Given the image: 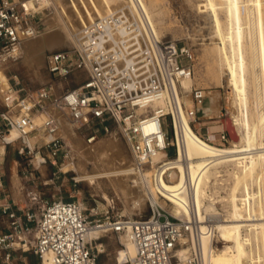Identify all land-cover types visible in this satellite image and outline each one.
Wrapping results in <instances>:
<instances>
[{
	"label": "built area",
	"instance_id": "obj_1",
	"mask_svg": "<svg viewBox=\"0 0 264 264\" xmlns=\"http://www.w3.org/2000/svg\"><path fill=\"white\" fill-rule=\"evenodd\" d=\"M33 14L19 1L0 0L2 62L17 60L21 42L37 35ZM191 62L188 49L158 38L150 29L147 33L140 27V20L124 8L97 17L82 27L74 48L47 57L50 83L32 91L21 87L5 90L0 141L3 147L20 143L18 155L35 153L42 157L41 165L48 162L55 166L51 158L68 156L59 121L50 110L55 107L65 110L69 121L78 129L87 131L88 144L99 134H111L113 125L124 139L135 166L141 171L149 169L154 182L165 177V173L160 165L153 163V158L160 153L167 157L169 148L175 147L174 121L181 105L192 126L206 96L201 89L186 91L182 87V80L192 77ZM72 76L80 78L74 88L53 82ZM188 96L190 108H186L183 100L179 102V98ZM42 114L46 116L38 124L36 117ZM11 131L17 133V138L8 141L6 136ZM40 134L47 141L31 149L28 141L37 144ZM199 136L211 143L208 136ZM217 136V146H224L230 140L222 126ZM42 148L48 155L41 154ZM225 169L220 167L221 176L209 184L206 190L209 201L217 202L224 197L215 188L229 184ZM4 189L0 174V216L8 220V233H0L2 264H11V253L16 250L35 256L36 264H42L45 256L50 257L51 264H98V256L104 252L102 243L97 244L100 238L107 233L118 238L128 229L134 256L119 261L117 255L115 264H201L199 253L192 247L184 258L178 256V250L187 245L188 236L196 231L193 208H190L191 221L175 219L165 209L150 203V215L135 220L113 211L88 215L77 202L62 198L46 202L36 211L33 205L38 197L32 195L17 214L13 202L4 198ZM212 216L217 217L207 216L204 222L209 229L214 223ZM92 228L99 233L97 239L88 236ZM15 240L20 243L17 249L13 247Z\"/></svg>",
	"mask_w": 264,
	"mask_h": 264
},
{
	"label": "bare ground",
	"instance_id": "obj_2",
	"mask_svg": "<svg viewBox=\"0 0 264 264\" xmlns=\"http://www.w3.org/2000/svg\"><path fill=\"white\" fill-rule=\"evenodd\" d=\"M224 1H227L226 8L230 14L225 33L222 32L214 0H206V6L211 11V18L219 40L217 51L218 77L223 75L226 80V93L224 94V99L221 100H223V107L227 112L226 116L229 118L236 136L235 140H230L228 147H217L215 144L206 142L198 133H194L186 112L181 105L178 111V119L174 121L173 145L176 148L175 157L168 158L165 153H160L153 158V163L157 166L160 165L161 170L165 173V177L156 178L153 182L150 170L141 171L134 166L135 164L129 163L124 155V148L116 136L110 140H102V142L93 146H87L81 138L75 135L65 114L58 108H51V113L59 121L60 135L64 137L70 152L84 156L87 160L96 159L97 161H92V167L90 165L93 172L96 170L94 173H88L86 164L81 163L82 161L74 165V169L77 172L76 182L89 184L105 182L109 186L112 185L113 189L118 193L117 195L120 194L125 203L129 202L127 209L131 213L136 210L141 211L144 201L148 199L152 205H158L165 209L173 218L192 221L193 217L190 208H193L196 231L193 230L191 232L190 238L192 248L199 253L201 264H246V262H257L261 260L260 253L258 251L255 256L252 242L254 244L256 242L258 245L263 240L261 232L256 230L258 226L264 227V212L257 214V196L253 185L257 173L264 171V148L258 146L252 139L248 115V68L246 65L247 49L243 46V20L245 17L248 19L249 28L247 31H249L248 35L252 38L256 21L259 23L262 14H264V1L246 0V2L244 1L246 5H243L244 2L241 0ZM19 2L27 10L41 9L35 8L32 5L33 2H27L26 0ZM42 2L43 5L46 4L45 0ZM50 3L54 5V11L56 9L57 12L55 14L57 16L52 18L49 27H56L57 29H51L45 34L25 39L19 46L26 63H30L37 68L36 70L42 65L46 50L50 51L54 48L69 46L71 43L77 45V35L84 25L97 17H103L119 9H126L130 16L140 20L142 29L147 33L150 29L157 36L154 19L157 11L148 9L143 0H51ZM251 5L252 7L247 12H244L243 8ZM255 14L256 17L254 16ZM263 39L264 36H259L260 44ZM249 47L250 50H254L252 42ZM251 60L254 63L253 65H255L256 58L254 55ZM190 82L191 78L183 79L181 82L182 87L190 86ZM7 89H10V85L4 73V68L1 67L0 95H2V98ZM189 90L190 87L186 89V91ZM207 95L209 105L199 108L200 117L218 116L221 109L219 94L217 92H208ZM167 96L170 97V93H167ZM256 99L258 102L257 95ZM182 100L186 106L184 98H179L180 103ZM157 104L164 107L163 102ZM63 111L67 114L65 110ZM45 116V114L37 116L36 122L39 124ZM73 126L77 129L74 124ZM263 130L264 116L259 120L257 126L259 134ZM38 136L42 140L44 137L45 141H47L46 136L42 134ZM16 138L17 133L15 131H11L10 135L6 136L8 141H13ZM45 141L39 142L41 144ZM28 142L31 149L39 146L37 144L34 146L35 143L31 139ZM39 157L41 165L42 157ZM223 166L226 167L224 172L230 182L226 189V196L222 198L229 205L224 210V214L221 215L216 210L215 202L209 201L206 190L213 179L221 176L219 168ZM234 181H236L237 186L231 190L230 188L233 186ZM233 191H237L240 197L237 198ZM203 201L208 204L204 205ZM211 215L222 217L215 220L212 224V229H209L203 223L207 219L206 217ZM217 221L220 222L217 223ZM246 227L250 228V233L242 236L240 229ZM215 232L220 234L223 237L222 242L226 243L221 249L213 248L212 237ZM97 235H99L98 231L93 228L88 234L91 239H97ZM120 238L125 246L129 260L135 253L134 246L130 241L129 229L120 234ZM18 247H20V243ZM182 248L178 250L180 258H184L190 249V247H187V249ZM42 264H51L50 257L45 256Z\"/></svg>",
	"mask_w": 264,
	"mask_h": 264
},
{
	"label": "rangeland",
	"instance_id": "obj_3",
	"mask_svg": "<svg viewBox=\"0 0 264 264\" xmlns=\"http://www.w3.org/2000/svg\"><path fill=\"white\" fill-rule=\"evenodd\" d=\"M26 1L33 2L32 5H34L35 8H41L32 10L34 12L32 23L36 28L37 35L45 34L51 29H57L56 27H49L51 25L52 18L57 16V14H55V12H57L56 9L54 11V5L50 3L51 0H45L46 4L44 5L42 2L43 0ZM143 1L147 5L148 9L157 11V15L154 16V19L156 23L155 28L158 38L164 41L173 42L178 47H185L190 51L192 55V62L190 63V65L192 66L193 74L191 77L190 86L187 85L184 87V89L186 90L188 89V87H190V89L196 88L203 90L206 96L203 101L202 107H207L209 105L207 95L208 92H217L219 94L221 104L219 115L205 118H195V120L192 122L191 127L194 133H198L203 137L208 136L211 144H215V146H217V144H219L217 135L222 126L221 120L226 116L227 113L225 108L223 107V100H221L225 97L224 94L226 93V80L225 76L223 75L218 77L217 51L219 40L214 22L211 18V11L209 7L206 6V0ZM241 1L246 2V0ZM245 2L243 3V5H246ZM250 3L252 4V2ZM214 6L218 14L222 32L225 33L228 27V22L230 20V14L228 13V10L226 8L227 1L214 0ZM250 7H252V5L249 7L245 6V8H243L244 12H247ZM254 16L256 17V14ZM245 19L246 17L243 20V46L247 49L246 65L248 68V115L251 124L252 139L258 146L264 148V130L261 131L260 134L257 131L259 120H261V118L264 116V39L261 40V44L259 43V36H264V14H262L259 23H257L256 21L252 38L250 37V35H248L249 31H247L249 28V21L248 19ZM251 42L254 45L253 51L250 50L249 47ZM74 47L75 44L71 43V45L69 46L54 48L50 51L46 50L43 56V63L42 65H40L38 70H36L37 68L33 67L30 63H26V60L23 58L22 51L20 52V57L15 61L6 60L2 62L0 60V64H2L0 65V68H4V73L8 78L10 88L16 89L21 87L26 91L36 90L51 82V78L47 72L46 67L47 57L51 53L70 50ZM253 55L256 58L255 65H253L254 63L251 60V57ZM79 81L80 78L78 76H72L67 80H56L53 82L57 86L62 85L67 88H74ZM256 95L258 97V102L256 99ZM187 98L189 99V102ZM184 100L187 104L186 108H190L192 106L190 97H185ZM2 111H4V103L2 95H0V112ZM61 111L68 119L67 114L63 110ZM69 124L73 129L75 135L81 138V140L85 144H87V146H93L99 142H102V140H110L111 138L116 136L120 140L124 148L125 157L130 164L134 165V161L130 156L124 139L113 125H111V134H99L93 143L88 144L86 142L87 131L84 129H76L70 121ZM168 132L170 138L171 132L169 129ZM37 138L40 139V142L45 141L44 137L43 140L39 136ZM62 138L66 147L68 148V156L63 157V155H59L55 159L51 158V161L56 162L55 166L50 165V163L48 162L46 165H40V157L37 154L35 155V153H33L31 156L18 155L17 151L20 147V143L2 147L3 144L0 141V156L2 160V168L6 175L5 177L9 181V184L12 178H15L13 179L14 183L16 182L15 186L16 188L21 189V193H23V195L27 193L29 197L32 195L40 197L39 206L44 202H51L62 198L64 200H73L77 202L82 210L88 215L94 212L103 215L106 211L110 213L111 211H113L114 213H118L122 216L135 220L146 219L150 215V201L148 199L144 201L141 211L136 210L134 211V213H131L127 209L129 202L125 203L123 197L120 194L117 195L118 193L113 189L112 185L109 186L105 182H100L98 184L76 182L77 172L74 169V165H77L82 161L81 163H83L84 165L86 164V171L88 173H92L93 170L90 168V165L92 167V161H96V159L87 160V158H84V156L80 155V157L77 153L76 155L75 152H70V149L67 146V143L65 142L63 136ZM40 142L37 143V145H41L42 143L40 144ZM229 142L225 143L224 146L217 147H228L230 145ZM35 145L36 144H34V146ZM40 152L41 154L48 155V152L44 148L40 149ZM167 157H175V147L169 148ZM94 172H96V170H94ZM226 179L230 181L228 177H226ZM235 186H237L236 181H234V184L230 189L232 190V188H234ZM227 187L228 185L216 187V193H220L221 196H226ZM253 187L254 192L257 196V214H260L264 212V171H260L257 173V175L255 176ZM231 190L230 192H232ZM233 193L237 198L240 197V194L237 191H233ZM204 203L205 202L203 201V204ZM207 204L208 203H205L204 205ZM228 205V202L225 203L223 199L215 202V206L217 208L216 210L221 215L224 214V210L227 209ZM35 210L39 211L38 205ZM211 219L215 221L219 218H213L212 216ZM219 222L220 221H217V223ZM203 225L205 226L204 223ZM256 231L261 232L263 240L258 245L256 242L255 244L254 242H252V249L255 256L259 251L261 260L254 263L246 262V264H264V227L258 226V229ZM240 232L241 235L244 236L246 233H250V228H241ZM222 240L223 237L215 232L212 237L213 248L221 249L222 246L226 244L223 243ZM17 241L18 240L13 241V247L15 249L19 245ZM112 241L113 234L107 233L104 234L97 242V244L102 243L104 247V252L102 254H99L98 256V264H111V253L113 256H116V254L119 255L118 253L124 250V245L121 241V238V244L118 246H115ZM183 247L185 249H187V247H192L190 236H188L187 245ZM11 254L13 256L10 260L11 264H24L21 258V256H23L24 254L20 250H16ZM125 260H128L127 255L124 261ZM36 263H38V259H36Z\"/></svg>",
	"mask_w": 264,
	"mask_h": 264
},
{
	"label": "crops",
	"instance_id": "obj_4",
	"mask_svg": "<svg viewBox=\"0 0 264 264\" xmlns=\"http://www.w3.org/2000/svg\"><path fill=\"white\" fill-rule=\"evenodd\" d=\"M0 174L2 175V180H3V183H4V187H5V193H4V198H6L8 201H12L13 204L15 205L14 207V210L17 212V214H20V211L19 210H22L24 209V207L29 203V195L21 193V189H18L16 188L14 180L15 178H12L10 184H9V181L8 179L5 177V173H4V170L2 168V160H1V156H0ZM17 181V180H16ZM38 197V200L34 203L33 207L34 209L37 208V205L38 207H41L42 205H44L46 202L42 203L40 206H39V201H40V197ZM3 202V201H2ZM7 226H8V220L6 217L4 216H0V233H8V229H7ZM113 244L116 246L120 245V236L117 238L115 235H113ZM124 245V244H123ZM17 249V247H16ZM24 255L21 256L22 258V262H24V264H36V257L33 256L32 254L30 253H23ZM120 255H118V259L119 261H124L127 253H126V250H125V246H124V250L120 251L118 253ZM117 257V254L116 256H113L112 253H111V264H115V258ZM128 257V256H127ZM0 264L1 261H0Z\"/></svg>",
	"mask_w": 264,
	"mask_h": 264
},
{
	"label": "water",
	"instance_id": "obj_5",
	"mask_svg": "<svg viewBox=\"0 0 264 264\" xmlns=\"http://www.w3.org/2000/svg\"><path fill=\"white\" fill-rule=\"evenodd\" d=\"M200 115H201V113H200V111H198L197 116L200 117ZM221 123H222V128L226 132V134L228 135L229 139L235 140L236 139L235 132H234L233 127L230 124L229 118L227 116H225L221 120Z\"/></svg>",
	"mask_w": 264,
	"mask_h": 264
}]
</instances>
